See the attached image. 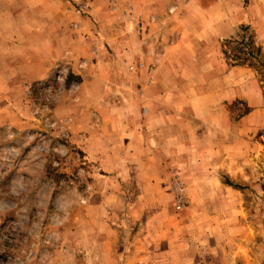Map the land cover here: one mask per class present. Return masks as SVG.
I'll use <instances>...</instances> for the list:
<instances>
[{
    "label": "rangeland",
    "instance_id": "rangeland-1",
    "mask_svg": "<svg viewBox=\"0 0 264 264\" xmlns=\"http://www.w3.org/2000/svg\"><path fill=\"white\" fill-rule=\"evenodd\" d=\"M96 1L103 8L100 17L108 8L117 10L112 0ZM220 1L219 11H233L235 28L229 38L252 36L264 57V0ZM70 5L71 12L65 13L69 18L60 23L79 40L75 37L87 24L92 5L87 0ZM99 16L93 24L109 27ZM117 17L114 26L125 24ZM223 42L219 63L204 77L212 91L234 94V99L219 100L228 108L234 135L217 139L196 126L194 138L176 148L179 153L164 175L141 187L132 180L121 182L127 191L98 163L86 159L70 130L75 121L83 126L89 104L101 107L109 100L104 97L108 83L86 84L82 77L89 71L82 64L75 73L60 64L40 81L16 83L21 91H14L13 99L0 97V264H106L104 258L100 262L104 244L98 239L110 230L122 238L123 261L129 264V237L137 230L135 224L147 218L163 225L155 227L154 234L163 233L161 228L170 231L169 264H192L194 256L198 264H264V88L252 68L225 63ZM0 85L1 94L5 89ZM195 85V92L201 93L199 83ZM148 86L138 82L136 91L143 94ZM179 194L184 200L177 209ZM135 204L146 208L136 210ZM149 261L163 260L143 257L139 264Z\"/></svg>",
    "mask_w": 264,
    "mask_h": 264
},
{
    "label": "crops",
    "instance_id": "crops-1",
    "mask_svg": "<svg viewBox=\"0 0 264 264\" xmlns=\"http://www.w3.org/2000/svg\"><path fill=\"white\" fill-rule=\"evenodd\" d=\"M72 1L78 0H0V83L5 89L0 97L5 102L13 99L14 91L20 94V84L40 81L60 64L73 73L82 64L89 71L87 78L82 77L86 84L116 83L117 90L106 84L104 97L109 100L101 107L89 104L83 126L75 121L70 130L86 159L98 163L124 191L121 182L132 180L141 187L164 175L172 156L179 153L176 148L186 147L188 138H194L196 126L217 139L234 135L228 108L219 105V100L229 101L234 94L212 91L204 77L220 61L219 41L234 33L233 11H227L230 15L219 11L220 0H205L204 5L202 0H112L117 10L112 13L108 8L101 17L103 8L96 0H87L92 5L91 16L85 17L87 24L77 32L79 40L61 24L64 16L69 18L65 13L71 12ZM115 14L125 24L114 26ZM94 16L109 22V27L97 28L91 21ZM138 82L150 83L143 94L136 91ZM195 83L201 90L207 83L206 90L196 93ZM200 100L202 106H198ZM135 205L136 210L146 208ZM156 221L147 218L135 224L136 235H130L126 248L129 264H139L143 257H158L163 260L158 264H169L170 231L166 228L164 233L161 228L163 233L154 234L155 227H163ZM98 241L104 244L100 262L104 258L106 264H128L119 244L122 238L112 230ZM193 258L191 263L198 264Z\"/></svg>",
    "mask_w": 264,
    "mask_h": 264
},
{
    "label": "trees",
    "instance_id": "trees-1",
    "mask_svg": "<svg viewBox=\"0 0 264 264\" xmlns=\"http://www.w3.org/2000/svg\"><path fill=\"white\" fill-rule=\"evenodd\" d=\"M221 53L228 66L252 68L264 88V57L261 47L256 44L252 36H242L240 40L235 38L224 40Z\"/></svg>",
    "mask_w": 264,
    "mask_h": 264
},
{
    "label": "built area",
    "instance_id": "built-area-1",
    "mask_svg": "<svg viewBox=\"0 0 264 264\" xmlns=\"http://www.w3.org/2000/svg\"><path fill=\"white\" fill-rule=\"evenodd\" d=\"M183 200H184V196L182 194H179L177 205H176L177 209H180L182 207Z\"/></svg>",
    "mask_w": 264,
    "mask_h": 264
}]
</instances>
